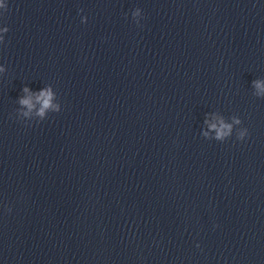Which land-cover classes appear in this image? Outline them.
Segmentation results:
<instances>
[{"label": "clouds", "instance_id": "obj_1", "mask_svg": "<svg viewBox=\"0 0 264 264\" xmlns=\"http://www.w3.org/2000/svg\"><path fill=\"white\" fill-rule=\"evenodd\" d=\"M0 10H3L0 12V15H3L4 12L8 11V5L6 2H0ZM82 11V10H81ZM133 20L139 25L140 19L142 18V10L140 8H136L134 12L132 13ZM136 17H139L140 19H136ZM86 17L82 18V22H86ZM9 32L8 27L0 28V44H3L5 42V34ZM5 68L0 66V73L4 72ZM253 87L257 90L254 93V96L258 98H264V81L260 79H256L252 82ZM24 92H28L29 89L25 87L23 89ZM38 101L41 103L40 109L37 111L36 115L40 117L37 123L45 120V114L46 112L51 109L52 113H58L61 111V108L57 106L52 105V99H53V92L51 88H47L44 90H41L39 95L36 97ZM19 103L23 106H26L29 109V112H24L23 117L30 119V111L33 108V104L31 102L30 98H21L19 100ZM218 120V123H209L207 120L205 123L209 124V128L212 130H215V137L214 140L224 142L233 134V127L234 125H242V120L237 116L233 115L231 117V123H228L225 121L223 117H216ZM249 135L247 128H240L236 132V138L237 140L243 141L247 136ZM203 136L205 138H208L209 134L208 132H204ZM11 211V209H9ZM199 246V245H197Z\"/></svg>", "mask_w": 264, "mask_h": 264}]
</instances>
